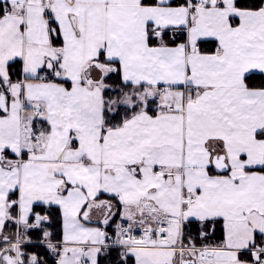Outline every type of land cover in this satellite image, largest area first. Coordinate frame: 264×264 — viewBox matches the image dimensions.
I'll return each mask as SVG.
<instances>
[{"label": "snow or ice", "instance_id": "obj_1", "mask_svg": "<svg viewBox=\"0 0 264 264\" xmlns=\"http://www.w3.org/2000/svg\"><path fill=\"white\" fill-rule=\"evenodd\" d=\"M0 264H264V0H0Z\"/></svg>", "mask_w": 264, "mask_h": 264}]
</instances>
